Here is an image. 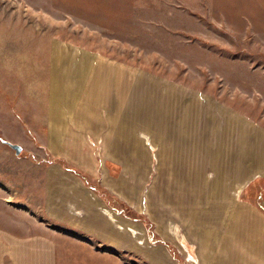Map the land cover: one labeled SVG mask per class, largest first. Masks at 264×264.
Here are the masks:
<instances>
[{"label": "rangeland", "instance_id": "obj_1", "mask_svg": "<svg viewBox=\"0 0 264 264\" xmlns=\"http://www.w3.org/2000/svg\"><path fill=\"white\" fill-rule=\"evenodd\" d=\"M0 230L264 264V0H0Z\"/></svg>", "mask_w": 264, "mask_h": 264}, {"label": "crops", "instance_id": "obj_2", "mask_svg": "<svg viewBox=\"0 0 264 264\" xmlns=\"http://www.w3.org/2000/svg\"><path fill=\"white\" fill-rule=\"evenodd\" d=\"M102 210L118 221L111 209L102 207ZM118 225L124 227L119 221ZM129 228L136 233L135 226L130 225ZM8 260L14 264H56L54 242L48 237L12 236L0 230V264H6Z\"/></svg>", "mask_w": 264, "mask_h": 264}, {"label": "water", "instance_id": "obj_3", "mask_svg": "<svg viewBox=\"0 0 264 264\" xmlns=\"http://www.w3.org/2000/svg\"><path fill=\"white\" fill-rule=\"evenodd\" d=\"M6 144L10 145L12 148L16 150L17 153H20L22 151V146L18 143H13L9 140H3Z\"/></svg>", "mask_w": 264, "mask_h": 264}, {"label": "bare ground", "instance_id": "obj_4", "mask_svg": "<svg viewBox=\"0 0 264 264\" xmlns=\"http://www.w3.org/2000/svg\"><path fill=\"white\" fill-rule=\"evenodd\" d=\"M91 83V82H90Z\"/></svg>", "mask_w": 264, "mask_h": 264}]
</instances>
